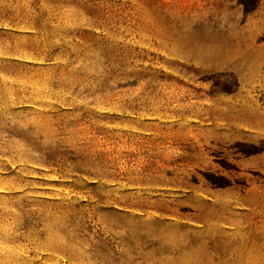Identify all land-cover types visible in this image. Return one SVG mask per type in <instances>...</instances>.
I'll use <instances>...</instances> for the list:
<instances>
[{"label":"rangeland","instance_id":"obj_1","mask_svg":"<svg viewBox=\"0 0 264 264\" xmlns=\"http://www.w3.org/2000/svg\"><path fill=\"white\" fill-rule=\"evenodd\" d=\"M0 264H264V0H0Z\"/></svg>","mask_w":264,"mask_h":264}]
</instances>
